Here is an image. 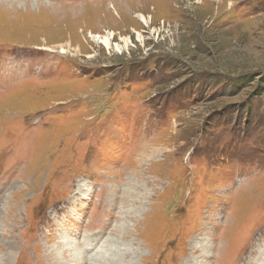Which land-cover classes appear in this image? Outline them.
Listing matches in <instances>:
<instances>
[{"label":"rangeland","instance_id":"1","mask_svg":"<svg viewBox=\"0 0 264 264\" xmlns=\"http://www.w3.org/2000/svg\"><path fill=\"white\" fill-rule=\"evenodd\" d=\"M0 264H264V0H0Z\"/></svg>","mask_w":264,"mask_h":264},{"label":"bare ground","instance_id":"2","mask_svg":"<svg viewBox=\"0 0 264 264\" xmlns=\"http://www.w3.org/2000/svg\"><path fill=\"white\" fill-rule=\"evenodd\" d=\"M55 7V6H54ZM115 13H117V12H115ZM140 18H141V20L144 22V23H147V19H146V17L144 16V15H140ZM113 33V32H112ZM129 41V40H128ZM101 42L107 47V48H110L111 47V40H110V38L109 37H107V36H104V38H102V40H101ZM130 42V41H129ZM119 48V47H118ZM51 49V50H50ZM49 50L50 51H52V48H50ZM58 51H61V53H63V54H67V52H70L68 49H66L64 46H60V49L58 50ZM128 194H130V195H132V193H130V192H128ZM129 198H131V197H129ZM89 240V239H88ZM93 248V247H92ZM81 257V256H80ZM87 259V258H86ZM76 260H82V263H83V261H85V257L83 256V257H81V258H76Z\"/></svg>","mask_w":264,"mask_h":264}]
</instances>
